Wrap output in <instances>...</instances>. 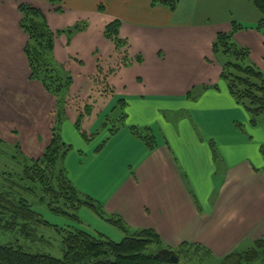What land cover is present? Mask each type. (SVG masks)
Listing matches in <instances>:
<instances>
[{
    "label": "crops",
    "instance_id": "obj_1",
    "mask_svg": "<svg viewBox=\"0 0 264 264\" xmlns=\"http://www.w3.org/2000/svg\"><path fill=\"white\" fill-rule=\"evenodd\" d=\"M198 1L179 0L170 12L150 6V0H62L57 12L47 0H0V139L36 158L50 141L54 120V97L29 78L18 6L40 9L53 31L85 21L86 28L69 42L64 33L54 40L53 57L72 78L65 121L74 125L78 113H84V107L72 104L90 106L81 121L87 136L92 133L83 125L97 110L95 126L120 103L126 117L123 127L108 132L99 152L70 144L63 161L69 179L131 228L154 229L165 246L196 242L221 258L264 238V126L249 123L219 78L221 67L211 45L216 33L227 32L230 25L227 19L195 23ZM115 19L121 22L119 36L128 42L125 58L130 61L119 68L122 55L103 34ZM255 31L238 34L250 33L263 46V36ZM204 84L217 88L199 89ZM195 88L197 97L191 98L192 92L188 97ZM172 101L190 107L193 127L187 129L189 116L180 125L163 115L176 106L169 105ZM156 122L165 127L163 140L154 131ZM129 126L148 128L154 147L141 142ZM224 146L229 152H222ZM86 162L97 167L80 168ZM73 164L79 173H73Z\"/></svg>",
    "mask_w": 264,
    "mask_h": 264
},
{
    "label": "trees",
    "instance_id": "obj_2",
    "mask_svg": "<svg viewBox=\"0 0 264 264\" xmlns=\"http://www.w3.org/2000/svg\"><path fill=\"white\" fill-rule=\"evenodd\" d=\"M55 6V11L61 12L62 0H47ZM179 0H150V6H161L174 12ZM260 14L254 28L264 37V0H249ZM21 14L19 27L27 36L24 53L29 66V78L41 83L42 87L55 99L54 120L51 127L49 143L42 150L40 156L30 158L25 156L19 144H15V154L22 167V174L14 177L12 174H1V178L9 183L8 188L0 186V226L4 230L19 232L28 236L34 233L35 227H53L61 237L62 257L56 258L49 254L30 253L14 242L0 241V264H165L155 257L163 249L173 250L179 257L177 264H200L196 258L204 254L211 258L212 264H264V238H259L245 248L235 249L221 258H215L211 251L199 243L181 242L177 247L164 245L160 235L152 228H131L117 214L107 212L93 197L81 192L69 179L63 165L64 157L71 146L61 138V128L66 119V97L72 83V78L64 66L56 62L53 57V46L56 35L64 33L67 42L71 36L86 28V22H77L61 30L53 31L49 28L42 11L30 4H20ZM98 10L103 11L104 5L99 4ZM121 22L115 19L104 27V36L109 39L115 50L122 55L116 67L128 65L125 58L128 42L119 36ZM241 24L231 21L227 32H217L211 45L213 58L221 67L219 78L225 84L232 99L240 105L249 116L252 126H264V73L250 61V51L247 47H240L234 42L237 31L245 29ZM264 46V42H263ZM141 56L135 57L141 62ZM114 69H110L113 71ZM217 88L216 85H203ZM191 91L187 92L190 97ZM123 103L118 104V116L105 118L103 124L116 120L112 124L109 134H113L123 127L125 113ZM116 110V109H115ZM90 113V106H84V113L79 112L74 127L84 139L87 135L81 130L84 115ZM128 129L149 148L154 147V138L148 128L129 126ZM2 140H0V143ZM98 146L96 152L100 151ZM264 151V149H262ZM19 157V158H18ZM19 181L23 183L20 185ZM38 192V201L53 213L60 214L82 224L77 213L81 207L89 208L99 218L117 228L122 238L114 241L95 231L75 227H57L43 219L40 212L35 210L32 201L23 197L20 191ZM22 189V190H21ZM25 194V193H24ZM73 226V227H71Z\"/></svg>",
    "mask_w": 264,
    "mask_h": 264
},
{
    "label": "rangeland",
    "instance_id": "obj_3",
    "mask_svg": "<svg viewBox=\"0 0 264 264\" xmlns=\"http://www.w3.org/2000/svg\"><path fill=\"white\" fill-rule=\"evenodd\" d=\"M259 18H260V14L258 13V11L255 9V7L252 5V3L249 0H199L198 5H197L196 14L193 19L195 23H200L203 21L213 22V21H217L220 19H227V22L229 25L231 21H235L241 24L243 27H246L245 29H242V30H247V29L252 28L255 31L254 26L256 22L259 20ZM80 22H83V21H80ZM242 30H239V31H242ZM239 31H237L234 35V38H233L234 42L240 47L249 48L250 61L254 63L264 73V46H262L261 42L256 36L248 35L250 33H247V32H246L247 34L245 32H241L240 34H238ZM255 32H257L258 35L260 34L263 36L261 32L259 31H255ZM263 42H264V37H263ZM204 85L208 86V84H204ZM202 86H200L199 89H202ZM190 91L193 94L191 98L197 97L196 94L199 91L197 88L190 90ZM178 104L179 103H177V101L175 102L172 101L169 105L177 106ZM85 105L86 104L84 105H79V104L73 105L72 104V106H74L75 108L84 107ZM94 105H95V108L97 105H99V102L97 101V99L94 100ZM179 105H180L179 108L174 106V108L170 109V111L164 109L165 111L163 112V115L167 119L175 123L181 122L180 125L186 124L187 122H185V120H182V119L189 116L190 120H187L189 122V125H187V129H189L190 126L193 127V124L195 123L192 118L194 117L191 114L189 115V112H188L190 107H184L181 104ZM100 112L97 110L96 114H92V116L90 117L91 120L90 121L86 120L83 125L84 131L88 133L89 132L92 133L91 135L87 136L88 139H84L80 135V133H78L77 129L74 127L73 122L69 120V123L65 121L61 128L60 134L62 136V140L64 141V139H66V142L68 144H71L73 148L75 149H83L86 151H89V150L92 151L93 149H97L98 145L102 144L103 141H105L108 132H110L109 128L111 127V125L117 124V122H114L116 120L114 121L106 120V123L102 125L103 121L101 120L102 121L101 124L99 125L97 124L98 126L97 125L95 126V120H97V114L99 115ZM118 113H119L118 109L114 111L111 110V112L105 115L103 119L107 117L116 119L118 116ZM69 115L71 117H74L75 113L69 111ZM100 118H102V116ZM197 122L198 124H200L202 129H208V126H206L201 120H197ZM158 124H160V122H156L154 131L156 132L158 139L163 140V135L166 134L165 127L162 128ZM222 129L223 130L226 129L225 124L221 126V130ZM212 130L220 132V130L215 127H212ZM224 147L226 148V146ZM15 150L16 148L14 147V143L6 139H3V141L0 143V186L2 185L4 188L5 187L8 188L9 183L7 181H4L1 178V174L9 173V174H12L14 177H17L20 174H22V167L20 166L18 162L19 160L12 157V154H15ZM222 152L225 153L229 151L227 149V150H223ZM74 161H76L75 158L72 160L71 163H73ZM84 164L81 165L80 168L83 167V168H89L90 170H93V168L97 167L95 166V164H88V162ZM72 167H73L74 174L79 173L80 168H77L76 164H73ZM22 183H23L22 181H19L20 185ZM18 190L20 191L19 188ZM37 192L38 191L36 189L34 190L33 193H31L30 191H22V192L20 191V193L23 195L25 199L33 202L32 204L35 206V210L40 212L43 219L48 221L51 225H54L57 227H67V226L73 225L75 227L87 230L90 233H94L95 231H97L109 237L110 239L114 241H119L122 238L123 235H121L120 231L117 228H115L114 226L110 225L109 223L105 222L104 220L96 216V214L93 213L87 207L83 206L79 208L77 211L82 224H78L76 222H73L72 220H70L69 218L65 216L51 212L44 205L40 204V202L38 201L39 196ZM33 232L34 233H30L28 236L27 235L24 236L19 232L18 229H15L13 231H8V230H4L0 226V241L2 243H7V242L17 243L25 251L30 252V253L49 254L56 258L62 257L63 253H62V246H61V237L56 233V231L54 230L52 226L51 227H45V226L38 227L37 226L35 227V230ZM178 245L174 247H177ZM196 258L200 260L201 262L200 264H212L210 261L211 258L208 256H205L204 254H201V255L199 254V256H196Z\"/></svg>",
    "mask_w": 264,
    "mask_h": 264
},
{
    "label": "water",
    "instance_id": "obj_4",
    "mask_svg": "<svg viewBox=\"0 0 264 264\" xmlns=\"http://www.w3.org/2000/svg\"><path fill=\"white\" fill-rule=\"evenodd\" d=\"M155 257L165 264H177L179 262L178 255L173 250H170L168 248L159 250L155 254Z\"/></svg>",
    "mask_w": 264,
    "mask_h": 264
}]
</instances>
